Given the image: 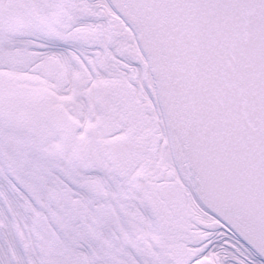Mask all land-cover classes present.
<instances>
[{
  "label": "snow or ice",
  "instance_id": "snow-or-ice-1",
  "mask_svg": "<svg viewBox=\"0 0 264 264\" xmlns=\"http://www.w3.org/2000/svg\"><path fill=\"white\" fill-rule=\"evenodd\" d=\"M0 264H264V0H0Z\"/></svg>",
  "mask_w": 264,
  "mask_h": 264
}]
</instances>
